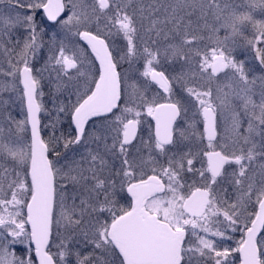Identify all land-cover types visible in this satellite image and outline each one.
Masks as SVG:
<instances>
[{
    "label": "snow or ice",
    "instance_id": "1",
    "mask_svg": "<svg viewBox=\"0 0 264 264\" xmlns=\"http://www.w3.org/2000/svg\"><path fill=\"white\" fill-rule=\"evenodd\" d=\"M0 264H264V0H0Z\"/></svg>",
    "mask_w": 264,
    "mask_h": 264
}]
</instances>
